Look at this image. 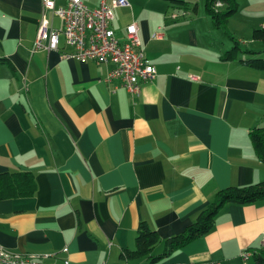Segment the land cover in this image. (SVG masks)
<instances>
[{
	"label": "crops",
	"instance_id": "crops-1",
	"mask_svg": "<svg viewBox=\"0 0 264 264\" xmlns=\"http://www.w3.org/2000/svg\"><path fill=\"white\" fill-rule=\"evenodd\" d=\"M256 1L238 0L228 20L240 41L264 26ZM41 11V0H0V174L35 181L31 195L0 199L1 246L53 264H149L122 255L141 221L156 230L150 254L159 255L218 190L264 179L250 140L264 127V70L220 59L231 45L204 1L192 10L129 0L114 10L116 36L134 22L156 70L137 93L104 81L111 64L63 56L62 36L58 50L32 51ZM262 246L264 199L226 204L207 233L156 264H249Z\"/></svg>",
	"mask_w": 264,
	"mask_h": 264
},
{
	"label": "built area",
	"instance_id": "built-area-1",
	"mask_svg": "<svg viewBox=\"0 0 264 264\" xmlns=\"http://www.w3.org/2000/svg\"><path fill=\"white\" fill-rule=\"evenodd\" d=\"M65 4L56 6L55 0H41L42 11L38 19L36 35L31 47L36 50H58L60 36L69 51L65 57L80 60L93 59L103 64H111L104 81H119L118 85L131 93L140 90L142 82L150 81L156 74L155 67L145 56L138 36V27L132 22L125 26L123 37L116 36L112 27L114 10L129 6V0H100L98 7L91 8L82 0H64ZM220 5V3H217ZM53 17L59 19V26L52 23ZM161 29V28H159ZM160 31L153 34L159 38ZM190 79L198 76L189 75ZM64 251L66 248L63 249ZM248 251L242 256L246 258ZM53 256L43 254L42 257ZM36 255H23L12 252L0 245V264H53L38 260ZM61 264H72L63 258ZM209 264H219L211 262Z\"/></svg>",
	"mask_w": 264,
	"mask_h": 264
},
{
	"label": "trees",
	"instance_id": "trees-1",
	"mask_svg": "<svg viewBox=\"0 0 264 264\" xmlns=\"http://www.w3.org/2000/svg\"><path fill=\"white\" fill-rule=\"evenodd\" d=\"M179 7L196 9L197 0H168ZM207 15L210 16L214 28L225 32L231 41V46L220 54L223 61L239 60L247 67L264 70V58L258 57V51L242 46V42L228 32V20L238 10V0H203ZM220 3V5H217ZM251 40L264 44V26L253 28ZM246 55H249L247 57ZM244 56H246L244 58ZM250 140L258 158L264 162V127L255 128L250 132ZM35 190V181L30 172H6L0 174V199L20 196H29ZM264 199V179L243 186H228L216 192L210 203L202 209L196 219L181 233L171 236L164 241V251L159 255H151L153 247L160 238L156 230L147 222L141 221L138 225L135 238V249L123 252L127 258L149 257V264H156L161 258L174 250L184 246L193 239L207 233L213 226L215 217L226 204H246ZM253 262L249 264H264V246L255 249L252 253Z\"/></svg>",
	"mask_w": 264,
	"mask_h": 264
},
{
	"label": "rangeland",
	"instance_id": "rangeland-1",
	"mask_svg": "<svg viewBox=\"0 0 264 264\" xmlns=\"http://www.w3.org/2000/svg\"><path fill=\"white\" fill-rule=\"evenodd\" d=\"M199 2L202 4V6H203V0H199ZM258 4H260L261 2H263V0H257L256 1ZM220 30V29H219ZM223 34H224V37H225V40L227 41V42H229L230 44L229 45H231L232 43H231V41L228 39V37L225 35V33L222 31V30H220ZM228 32L232 35V36H234V37H236V38H238V36H236L234 33H232L231 31H229V29H228ZM241 42H242V46H244V47H248L249 49H251V50H254V51H258V54H257V56L258 57H262V58H264V44L263 43H261V42H259V41H249V40H241ZM230 46H228L227 48H229Z\"/></svg>",
	"mask_w": 264,
	"mask_h": 264
}]
</instances>
